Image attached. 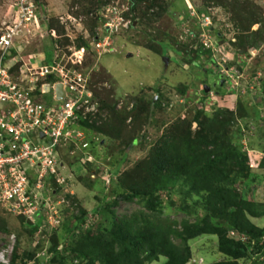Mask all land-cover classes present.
Returning a JSON list of instances; mask_svg holds the SVG:
<instances>
[{"label": "rangeland", "instance_id": "rangeland-1", "mask_svg": "<svg viewBox=\"0 0 264 264\" xmlns=\"http://www.w3.org/2000/svg\"><path fill=\"white\" fill-rule=\"evenodd\" d=\"M38 1L41 26L31 25L22 32L20 45L26 49L22 56L33 60L34 66L54 65L65 73L83 74L91 111L84 109L87 118L81 115L76 138L61 156L65 183L45 187V204H35L25 213L0 207V229H7L0 230V264H12L17 249V264H49L52 258L61 264L64 256L88 264L78 251L91 231H111L117 220L131 219L140 211L150 213L138 199L113 206V185L123 192V185L132 183L128 174L148 164L163 139L188 133L196 138L201 122H207L208 128L209 123L218 126L220 119H234L230 133L242 126L249 177L240 180L237 188L245 199L264 203V0H159L157 6L152 4L155 0H144L150 5L141 3L135 10L131 0ZM12 3L0 0L1 17L14 16ZM103 11L114 19L109 30ZM207 17L218 41L214 49L202 42ZM97 42L107 44L104 51L95 48ZM83 47L88 49L82 58L78 51ZM48 51L53 53L52 64L46 62ZM165 57L170 58L168 65ZM23 58L16 66L20 74L27 73ZM226 65L235 66L242 79L222 85L220 70ZM43 79L39 85L47 81ZM136 98L150 106V112L139 118L131 114ZM253 110L255 117L248 118ZM229 111L234 116H228ZM197 113L202 114L199 121ZM85 120L113 136L83 125ZM188 190L182 181L163 190L164 210L154 217L157 223L182 230L185 222L206 216L203 201L196 209L198 215L179 210L184 200L198 206L200 197ZM81 208L94 213L83 230L77 228ZM251 220L264 228V217ZM174 240L183 244L176 236ZM191 246L194 256L189 264L226 258L218 250L217 236L199 237ZM165 261L162 257L149 264Z\"/></svg>", "mask_w": 264, "mask_h": 264}, {"label": "trees", "instance_id": "trees-1", "mask_svg": "<svg viewBox=\"0 0 264 264\" xmlns=\"http://www.w3.org/2000/svg\"><path fill=\"white\" fill-rule=\"evenodd\" d=\"M131 3L132 9L135 10L139 4L145 3L149 6L151 2L131 0ZM152 4L159 5V0ZM46 55V62L51 64L53 53L48 51ZM14 71H17L16 68ZM46 80L53 84L57 79L50 76ZM37 94L42 95L40 92ZM47 96H51V101L52 94L48 93L42 97ZM111 110L113 111V108ZM113 112L118 114L115 109ZM144 112H150L149 103L136 98L131 114L134 118H139ZM227 115L234 116V112L229 111ZM255 115L254 110L250 111L248 118ZM201 116V113H197L196 119L199 121ZM220 120L214 128L209 126L210 123L207 128V122H201L202 128L196 138L188 133V136L183 138L171 135L163 139L157 145L149 163L139 165L128 174L132 183H125L123 192L118 193L114 184L111 197L113 206L138 199L150 213L140 211L131 219L117 220L111 231H91L87 240L80 246L79 257L88 260V264H149L161 261L162 257L166 258L163 264H189L194 256L191 241L208 235L218 237V250L226 256L225 260L211 264H243L248 260H252V264H262L264 228L254 224L251 218L264 217V203L245 199L237 188L240 180L249 177L246 174L249 169V156L242 144L243 129L240 125L230 133L235 120ZM124 123L125 121L122 124ZM83 125L100 132L106 131L108 136H113L103 127L90 125L88 120H85ZM116 173L119 174L120 169ZM181 181L189 188V193L200 198L195 203L198 206L195 207L184 200L185 204H182L179 210L188 215H198L199 203L203 201L206 216L195 223L185 222L183 229L178 230L157 223L154 217L163 213V190ZM172 196L170 193L169 197ZM80 213L81 215H77L80 221L77 228L83 230L94 213L82 208ZM232 230L245 234L248 240L241 241L231 237ZM174 236L181 239L183 244H177ZM64 251H67L66 247ZM18 256L17 249L12 264H17ZM62 260L64 261H61V264H76L73 259L65 256ZM55 262L56 259L52 258L49 264Z\"/></svg>", "mask_w": 264, "mask_h": 264}, {"label": "built area", "instance_id": "built-area-1", "mask_svg": "<svg viewBox=\"0 0 264 264\" xmlns=\"http://www.w3.org/2000/svg\"><path fill=\"white\" fill-rule=\"evenodd\" d=\"M11 1L14 16L0 15V207L22 214L35 204H45V187L65 183L66 179L61 177V156L64 148L76 138L75 126L81 115L87 118L91 93L83 74L65 73L54 65L34 66V61L23 58L21 34L31 25L41 26L42 7L38 0ZM102 15L107 19L105 27L109 30L114 26V19H109L104 11ZM210 20V17L204 19L201 37L206 48L214 49L218 41L212 34ZM106 46L97 42L95 48L104 51ZM87 49L83 47L78 51L82 58ZM19 58H23L27 73L14 71ZM220 73L225 83L243 77V73L230 65L223 67ZM50 76L57 79L55 83L46 81L39 85L41 78L46 80ZM60 83L65 91L63 99H58L57 95ZM48 93L52 94V100L41 101ZM79 136L82 137V133ZM230 236L248 240L245 234L235 230ZM261 260L264 262V255Z\"/></svg>", "mask_w": 264, "mask_h": 264}, {"label": "water", "instance_id": "water-1", "mask_svg": "<svg viewBox=\"0 0 264 264\" xmlns=\"http://www.w3.org/2000/svg\"><path fill=\"white\" fill-rule=\"evenodd\" d=\"M169 61H170V58L169 57H165V62L167 63V65L169 64ZM225 82L223 81L222 82V85H224ZM211 90V87L208 86L206 88V91H210ZM47 91L50 92L51 91V86L49 88H47ZM57 95H58V99H63L65 97V91H64V88H63V84L60 83L57 85Z\"/></svg>", "mask_w": 264, "mask_h": 264}, {"label": "crops", "instance_id": "crops-1", "mask_svg": "<svg viewBox=\"0 0 264 264\" xmlns=\"http://www.w3.org/2000/svg\"><path fill=\"white\" fill-rule=\"evenodd\" d=\"M26 49L24 48V51H25ZM29 61H33V60H29ZM40 62V61H39ZM256 101H258V100H256Z\"/></svg>", "mask_w": 264, "mask_h": 264}, {"label": "flooded vegetation", "instance_id": "flooded-vegetation-1", "mask_svg": "<svg viewBox=\"0 0 264 264\" xmlns=\"http://www.w3.org/2000/svg\"><path fill=\"white\" fill-rule=\"evenodd\" d=\"M224 81V80H223ZM215 85H217V82L215 83Z\"/></svg>", "mask_w": 264, "mask_h": 264}, {"label": "clouds", "instance_id": "clouds-1", "mask_svg": "<svg viewBox=\"0 0 264 264\" xmlns=\"http://www.w3.org/2000/svg\"><path fill=\"white\" fill-rule=\"evenodd\" d=\"M225 81V80H224Z\"/></svg>", "mask_w": 264, "mask_h": 264}]
</instances>
